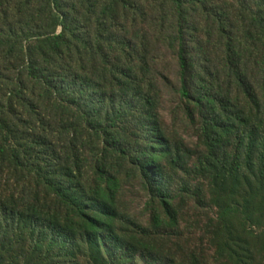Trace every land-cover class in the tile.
Segmentation results:
<instances>
[{
  "label": "trees",
  "instance_id": "obj_1",
  "mask_svg": "<svg viewBox=\"0 0 264 264\" xmlns=\"http://www.w3.org/2000/svg\"><path fill=\"white\" fill-rule=\"evenodd\" d=\"M52 1L56 12L49 18L59 35L29 29L36 21L29 13L0 14V45L17 56L16 64L23 60L27 73L17 80L0 73V264H176L170 256L157 258L152 245L157 234L178 223L175 199L164 183L162 163L171 153L161 130L155 124L149 132L153 143L132 158L116 137L119 128L102 124L104 115L110 119V112L125 105V83L140 53L137 42L110 33L107 20L117 24L124 3L113 0L100 13L92 4L85 14L71 16ZM164 2L163 12L173 19L179 99L201 114L205 149L197 172L217 191L214 205L222 220L241 214L253 223L257 212L264 213V0H230L226 10L209 8L206 0ZM130 9L134 21L145 16L137 4ZM84 17L95 29L82 25ZM198 35L216 55L204 68L215 74L208 92L197 87L203 69L194 66L195 49H205L195 43ZM119 56L125 64H112ZM117 88L123 91L118 101ZM41 111L60 120L73 112L75 126L88 136L77 142L66 129L60 132L65 136H37ZM7 124L22 130L3 135ZM26 172L35 178L27 181ZM137 175L158 201L146 228L119 201L123 183ZM198 192L200 200L203 190ZM185 194L193 197L188 189Z\"/></svg>",
  "mask_w": 264,
  "mask_h": 264
},
{
  "label": "rangeland",
  "instance_id": "obj_2",
  "mask_svg": "<svg viewBox=\"0 0 264 264\" xmlns=\"http://www.w3.org/2000/svg\"><path fill=\"white\" fill-rule=\"evenodd\" d=\"M61 7L66 9L71 16L80 12L85 14L95 5L97 13H100L105 6L113 0H58ZM126 9L120 6L121 17L117 24L110 23V33L114 36L127 37L134 44L137 42L140 47L138 58H135V66L130 70L131 80L125 83L129 96L123 107L117 106L116 112H110L102 118L104 126L119 128L123 148L129 157L135 158L139 152L153 143L150 138L151 128L157 124L161 130L164 141L167 142L171 153L168 161L162 163L165 169L164 183L169 190L171 197L175 200L172 203L173 209L177 212V227L165 228L161 234H157L152 241L154 253L157 258L164 259L171 257L176 264H264V213L257 212L254 222L247 221L246 216L239 214L237 217L220 218V211L215 207L217 192L209 183L204 181L197 172V163L204 152V140L201 136V114L198 109L188 106L186 102L179 99V70L177 60V48L169 28L173 25V19L169 11L164 13L162 8L164 0H121ZM209 8H220L226 10L230 6V0H206ZM139 5L145 16H136L134 21L133 5ZM168 9V7H167ZM5 11V13H1ZM29 13L31 19H36L29 29L42 31L47 35H59L60 29H56L53 20L49 18L50 13H55L52 0H0V14L5 16L8 12L13 15L15 12ZM195 19V15L192 16ZM199 20V17H196ZM83 26L86 29H95L96 25L92 19L83 18ZM20 21L16 20L15 23ZM119 27L118 29L115 28ZM195 28V24L191 23ZM199 40L195 43L205 46L200 52L195 49L194 66L197 64L203 69L198 76L201 81L198 88H206L205 92L214 87V73L210 76L204 72L209 69L206 59L216 62V55L209 52L205 42ZM144 42V43H142ZM15 54L8 56L6 48L0 45V73L12 75L17 80L19 77L26 78L23 73V60L16 64ZM20 59L23 56H19ZM122 61V57L111 58ZM91 67V65H90ZM89 68L86 77L91 78ZM199 73V72H198ZM27 81V80H26ZM103 84L102 82H100ZM99 83V84H100ZM98 84V83H97ZM28 88L36 90L39 95V88L27 81ZM108 97L110 87L105 86ZM117 101L123 91L114 90ZM17 102H13L16 106ZM109 106V105H108ZM105 106V109L108 108ZM21 112V108L16 107ZM194 115L195 120L189 117L188 110ZM67 112L62 120L56 115L47 117L41 111V122L37 127V136L59 137L65 136L60 133L63 130L69 132L68 137L75 138L77 142L88 136L87 132H80L74 124V119ZM8 130L13 132L22 130V126L14 128L12 124L4 127L3 135L11 136ZM112 132V130L110 129ZM53 138V137H52ZM27 142V141H25ZM91 144V141L89 142ZM96 146H99L98 143ZM157 146V145H155ZM158 148V147H157ZM176 160V163L175 161ZM126 170L129 169L127 162ZM26 172L24 177L27 181L35 178L34 174ZM123 192L119 198L121 208L128 213L133 220L139 221L143 228L148 227L153 217V210L157 200L148 192L139 175L133 177L129 182L123 183ZM190 190L193 197L187 196L185 190ZM203 190V197L199 200L198 191ZM192 196V195H190ZM257 218H261V224H257ZM262 226V227H261ZM251 256V260H250Z\"/></svg>",
  "mask_w": 264,
  "mask_h": 264
}]
</instances>
